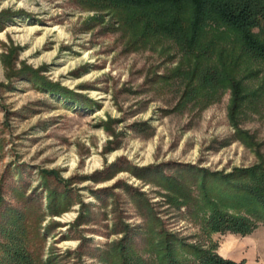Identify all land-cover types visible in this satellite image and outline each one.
<instances>
[{
  "label": "rangeland",
  "instance_id": "374dc122",
  "mask_svg": "<svg viewBox=\"0 0 264 264\" xmlns=\"http://www.w3.org/2000/svg\"><path fill=\"white\" fill-rule=\"evenodd\" d=\"M137 30L100 0H0L2 263L155 264L169 235L217 253L215 213L246 216L264 95L236 102Z\"/></svg>",
  "mask_w": 264,
  "mask_h": 264
},
{
  "label": "trees",
  "instance_id": "16d2710c",
  "mask_svg": "<svg viewBox=\"0 0 264 264\" xmlns=\"http://www.w3.org/2000/svg\"><path fill=\"white\" fill-rule=\"evenodd\" d=\"M122 25L138 30L133 34L144 41L164 38L171 41L187 60L199 81L208 87L229 89L236 102L264 95V76L257 67L264 65V0H100ZM123 10L125 12H121ZM257 80L253 90L250 82ZM251 183L236 186L246 216L215 213L211 232L249 235L264 226V170L253 167L241 171ZM62 211L53 212L58 216ZM155 264H244L223 259L216 252L185 245L169 235L158 249ZM11 264H24L19 252L10 255ZM180 253L193 257L186 262ZM0 264H4L0 261Z\"/></svg>",
  "mask_w": 264,
  "mask_h": 264
},
{
  "label": "crops",
  "instance_id": "0c3cea01",
  "mask_svg": "<svg viewBox=\"0 0 264 264\" xmlns=\"http://www.w3.org/2000/svg\"><path fill=\"white\" fill-rule=\"evenodd\" d=\"M264 235V230L257 227L249 235L241 236L238 234H228L223 237L219 244L220 248L217 254L223 259H228L237 263L244 264H261L257 258L258 244L253 240L257 234ZM235 236L246 239L243 242H236ZM258 236V235H257Z\"/></svg>",
  "mask_w": 264,
  "mask_h": 264
}]
</instances>
